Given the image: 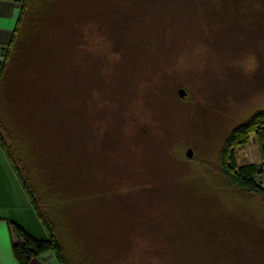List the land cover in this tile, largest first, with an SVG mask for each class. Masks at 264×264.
<instances>
[{
  "label": "rangeland",
  "instance_id": "rangeland-1",
  "mask_svg": "<svg viewBox=\"0 0 264 264\" xmlns=\"http://www.w3.org/2000/svg\"><path fill=\"white\" fill-rule=\"evenodd\" d=\"M32 6L0 134L69 260L264 264V196L222 165L264 190L254 134L227 146L264 111V0Z\"/></svg>",
  "mask_w": 264,
  "mask_h": 264
},
{
  "label": "trees",
  "instance_id": "trees-1",
  "mask_svg": "<svg viewBox=\"0 0 264 264\" xmlns=\"http://www.w3.org/2000/svg\"><path fill=\"white\" fill-rule=\"evenodd\" d=\"M17 2L20 4V9L11 33V37L8 43L0 47V94L1 90L7 83L11 70L10 67L12 66L13 61L22 52L24 45H26L29 40L28 33H26V29L29 26H27L26 23L29 21L28 16L33 10L32 3H34V0H17ZM249 134H254L260 149H264V111L257 112L244 124L235 128L228 138L227 146L230 147L233 146V144H245ZM0 146L14 171L16 172L23 189L29 197L31 206L35 210L39 221L48 235L46 240H35L30 237L19 225L9 223L11 245L16 260L19 262V264H29L32 259L36 258L40 254L47 251H53L61 264H74L69 260L64 249L62 248L59 233L57 232L55 225L47 220L42 212L38 209V205H35L30 192L27 190L26 185L23 182L19 168L16 166L13 158L9 155V150H7L5 147V143L1 137V134ZM222 165L223 172L231 185L238 187L240 190L248 189L246 191H249V193L253 196L260 195L259 193H262L261 195L264 196V190L258 189L257 185H253V181H248L244 177L236 176L232 167L227 163L226 155L223 158ZM258 172L261 173L262 171L259 170Z\"/></svg>",
  "mask_w": 264,
  "mask_h": 264
},
{
  "label": "crops",
  "instance_id": "crops-1",
  "mask_svg": "<svg viewBox=\"0 0 264 264\" xmlns=\"http://www.w3.org/2000/svg\"><path fill=\"white\" fill-rule=\"evenodd\" d=\"M19 9L17 0H0V47L8 43ZM9 223L19 225L35 240H46L48 237L0 146V264H19L11 245ZM29 264L61 263L53 251H47L32 259Z\"/></svg>",
  "mask_w": 264,
  "mask_h": 264
},
{
  "label": "water",
  "instance_id": "water-1",
  "mask_svg": "<svg viewBox=\"0 0 264 264\" xmlns=\"http://www.w3.org/2000/svg\"><path fill=\"white\" fill-rule=\"evenodd\" d=\"M178 93H179L180 97H183L184 96V91L183 90H180ZM191 156H192V151L191 150H188L186 152V157L191 158Z\"/></svg>",
  "mask_w": 264,
  "mask_h": 264
}]
</instances>
